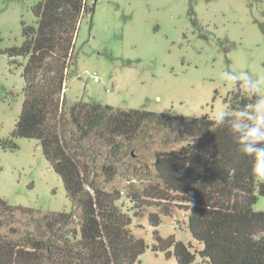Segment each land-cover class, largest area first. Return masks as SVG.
<instances>
[{
	"label": "trees",
	"instance_id": "obj_1",
	"mask_svg": "<svg viewBox=\"0 0 264 264\" xmlns=\"http://www.w3.org/2000/svg\"><path fill=\"white\" fill-rule=\"evenodd\" d=\"M32 12L35 24L23 25V41L7 51L24 59L23 100L11 136L38 140L73 208L36 212L0 198V264H133L146 244L131 230V216L119 204L120 191L107 187L117 160L95 167L94 154L100 145L117 147L136 139L149 124L170 130L172 141L184 144L155 159V180L141 193L132 191L130 200L158 201L157 212L148 216L154 227L159 213L169 214L171 204L179 205L187 212L190 233L202 244L199 256L210 264H264V209H252L257 196L264 195V178L254 174V158L243 151L247 130L259 125L252 117L260 97L250 86L236 82L222 121L83 100L67 106L64 88L75 38L93 5L88 0H39ZM3 146L15 147L10 140ZM16 212L38 213L43 235L14 226L2 232V214ZM156 239L153 249L172 253L177 264L194 261L190 244L173 237Z\"/></svg>",
	"mask_w": 264,
	"mask_h": 264
},
{
	"label": "rangeland",
	"instance_id": "obj_2",
	"mask_svg": "<svg viewBox=\"0 0 264 264\" xmlns=\"http://www.w3.org/2000/svg\"><path fill=\"white\" fill-rule=\"evenodd\" d=\"M38 1L0 0V198L36 212L70 211L72 201L38 140L11 136L23 100L24 59L10 57L7 51L23 41V25L35 24L32 6ZM88 4L93 12L80 20L65 81L67 106L83 100L216 119L217 112L226 111V98L237 81L264 97V0H88ZM262 119L259 110L252 117L256 124ZM8 140L15 147H4ZM183 144L172 141L170 130L149 124L136 139L117 147L100 145L94 154L95 167L117 160L107 187L120 191L119 204L131 216V230L146 244L133 264H177L172 253L166 256L153 249L156 236L190 244L195 250L190 264H210L199 256L202 244L190 233L187 212L179 205L171 204L169 214L159 213L160 223L154 227L148 216L157 212L158 201L140 197L133 202L129 197L155 180L152 164L157 157ZM252 209H264V195L257 196ZM2 218V232L14 226L43 235L38 213L16 212ZM167 250L172 252V247Z\"/></svg>",
	"mask_w": 264,
	"mask_h": 264
},
{
	"label": "clouds",
	"instance_id": "obj_3",
	"mask_svg": "<svg viewBox=\"0 0 264 264\" xmlns=\"http://www.w3.org/2000/svg\"><path fill=\"white\" fill-rule=\"evenodd\" d=\"M257 108L261 113H264V97H262L258 103ZM246 115V114H242ZM225 116L223 111H219L216 114V119L222 121ZM246 143L243 147V151L246 155H250L254 158L252 164L253 172L255 175L264 178V119L261 120L258 126L251 127L245 134Z\"/></svg>",
	"mask_w": 264,
	"mask_h": 264
},
{
	"label": "built area",
	"instance_id": "obj_4",
	"mask_svg": "<svg viewBox=\"0 0 264 264\" xmlns=\"http://www.w3.org/2000/svg\"><path fill=\"white\" fill-rule=\"evenodd\" d=\"M94 80H95V81H98V78H97V77H95V78H94Z\"/></svg>",
	"mask_w": 264,
	"mask_h": 264
},
{
	"label": "crops",
	"instance_id": "obj_5",
	"mask_svg": "<svg viewBox=\"0 0 264 264\" xmlns=\"http://www.w3.org/2000/svg\"><path fill=\"white\" fill-rule=\"evenodd\" d=\"M64 90H65V88H64ZM64 95H65V91H64Z\"/></svg>",
	"mask_w": 264,
	"mask_h": 264
}]
</instances>
